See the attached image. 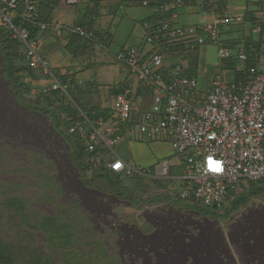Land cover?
I'll return each instance as SVG.
<instances>
[{"label":"built area","instance_id":"built-area-1","mask_svg":"<svg viewBox=\"0 0 264 264\" xmlns=\"http://www.w3.org/2000/svg\"><path fill=\"white\" fill-rule=\"evenodd\" d=\"M173 1L183 4L188 0ZM19 4V0H0V26L20 40L26 63L49 78L48 85H34L31 93L37 94L50 87L65 94V85L37 53V39L30 37V30L23 23L37 24L42 31L50 28L59 35L64 29L86 40L94 38L93 31L80 24L61 26L51 20L40 21L39 12L32 3H27L25 12L18 14ZM142 4L148 5L149 1L143 0ZM156 7L155 16L145 20L143 26L149 32L145 44L152 47L159 41V45L146 52L131 46L120 56L128 67V80L140 82L150 90V109L141 112L135 123L131 116L134 91L126 86L115 95L107 121L100 117L91 122L81 112V119L69 132L81 134L88 153L97 148L98 152L106 150L104 160L110 171L125 176L138 173L150 179L169 178L167 159L158 161L152 168H135L116 154L114 146L122 139V131L134 139L167 140L176 153L189 151L184 160L178 156V163L184 168L182 183L186 187L182 186L179 192L174 187L169 195L174 198L179 195L181 199L191 197L204 207L225 205L248 181L264 180V69L251 73L242 83L227 82L217 75L202 97L196 94L197 77L182 73L180 61L173 63L174 75L166 79L161 71L165 69L168 48L217 44L220 60L236 62L238 69H244L247 53L244 45L233 49L220 41L219 25L237 22L239 16L225 15L210 24L183 26L175 25L165 4L158 3ZM17 17L19 22L15 24ZM260 30L255 27L256 32Z\"/></svg>","mask_w":264,"mask_h":264},{"label":"rangeland","instance_id":"rangeland-1","mask_svg":"<svg viewBox=\"0 0 264 264\" xmlns=\"http://www.w3.org/2000/svg\"><path fill=\"white\" fill-rule=\"evenodd\" d=\"M209 45L218 48L217 44ZM117 48V44L112 47L114 51ZM36 51L41 57L47 56L39 42ZM4 68L0 54V236L18 253L17 264H120L115 239L106 236L112 227L103 225L101 210L108 206L125 223L133 221L146 230L147 224L140 214L145 210L150 216L152 211L172 203L171 200L177 201L169 200L163 189L170 193L175 187L179 192L182 179L152 184L147 177L135 182L130 176H121L126 187L121 186L118 194L90 187L86 180L92 177L91 171L81 170L74 164L73 149L61 130L68 114L60 107L62 101L51 106L40 104L41 108L36 109L37 98L31 88L40 78L31 80L23 72L24 81L30 82L31 87L19 99L11 89ZM69 100L72 98L66 96L64 105L75 107ZM84 127L88 129L87 124ZM188 152L176 155L184 160ZM182 166L177 171L181 172ZM91 167L95 166L91 163ZM250 185L258 188L257 196L246 189L241 194L243 202L236 206L225 203L226 213H223L224 207L209 213L191 197L178 201L181 206L203 214H215V218H231V228L236 231L233 234L239 240H233L234 243L244 245L251 240L256 244L252 247L254 251L264 252V180ZM113 224L114 228L116 224ZM246 225L259 231L245 230L248 234H244ZM60 226L64 229L59 234L69 236L65 242L52 240L53 230ZM258 255L257 264H264V255Z\"/></svg>","mask_w":264,"mask_h":264},{"label":"crops","instance_id":"crops-1","mask_svg":"<svg viewBox=\"0 0 264 264\" xmlns=\"http://www.w3.org/2000/svg\"><path fill=\"white\" fill-rule=\"evenodd\" d=\"M142 1L60 0L57 3L50 17L52 22L61 26L80 24L88 26L87 28L96 33L93 52L90 55L79 48L81 55L73 56L69 52L71 48H67L69 37L68 31L64 29L59 35L47 28L37 37V43L39 42L47 55L42 58L65 85V95L70 97L68 91L77 88L75 92L86 112L90 110L92 115H97L99 112L107 114L112 111V101L117 88L124 84L134 91L131 116L135 123L139 114L151 106L150 90L140 82L128 80V67L122 63L120 56L131 46H137L146 52L159 45V41L152 47L145 44V36L149 32L143 26L145 20L155 16L158 3L165 4L173 16L175 25H206L218 17L237 15L240 17L239 21L219 25L220 41L231 48L245 43L248 45V58L244 69H238L237 63L232 61L224 67L225 61L220 60L218 48L209 44L172 47L168 53L166 51L165 69L161 71L164 76H168L167 79L174 75L171 70L173 63L180 61L182 73L187 74L191 70L194 72L192 76H196L198 80L196 94L202 97L212 86L217 75H221L227 82L242 83L251 73L264 69V0H188L183 4H177L173 0H147L148 5H143ZM257 26L261 29L258 32L255 31ZM120 42L123 43L119 44ZM115 44L118 48L114 51L112 47ZM72 48L77 49L76 46ZM191 54H195L194 57ZM237 72H240L238 77ZM238 79L239 81H236ZM49 83V78L44 77L36 85ZM70 102L77 108L73 100ZM98 118L100 116L96 119ZM116 145V154L132 167L152 168L162 159H167L174 171L180 167L178 156L167 140L160 138L150 141L143 137L134 139L128 132L122 131V139ZM171 178L178 180L181 175ZM171 202L166 203L164 207L181 206L178 200ZM187 209L193 210L188 207Z\"/></svg>","mask_w":264,"mask_h":264},{"label":"flooded vegetation","instance_id":"flooded-vegetation-1","mask_svg":"<svg viewBox=\"0 0 264 264\" xmlns=\"http://www.w3.org/2000/svg\"><path fill=\"white\" fill-rule=\"evenodd\" d=\"M144 212L140 216L146 230L133 221L125 223L108 206L100 212L103 225L112 227L106 236L115 239L120 264H257L258 253L264 255L252 249L256 244L251 240L244 245L234 243L238 239L231 218L173 205L154 210L150 216ZM245 230L258 232L250 225Z\"/></svg>","mask_w":264,"mask_h":264},{"label":"trees","instance_id":"trees-1","mask_svg":"<svg viewBox=\"0 0 264 264\" xmlns=\"http://www.w3.org/2000/svg\"><path fill=\"white\" fill-rule=\"evenodd\" d=\"M59 1L60 0H19L20 4L17 8V13L21 14V13L25 12L26 4L32 3V4H34L36 10L39 12V16H40L39 20L40 21L50 20V17L52 15V11ZM17 21L19 22L18 17L14 21L15 24H17ZM23 26L27 27L28 30H30V37L34 38V39H37V37L43 32L42 30H40V28L37 24L25 22V23H23ZM93 34H94V38L92 40H86V39H84L78 35H75V34L68 32L69 40H68L67 48L68 49L71 48V50L69 52H71V54L73 56H78V55H81L79 48H82L84 50V53L86 51L87 55L92 54L93 47H94V39L96 37V33L93 32ZM73 46H76L77 49L74 50V48H72ZM182 46H184V45H182ZM244 47L246 48V53H248V45L246 43L244 44ZM170 50L171 49L166 50L167 53ZM0 54H1V58L4 62V67H5L4 69L7 73V78L11 84V89L13 90V93L18 95L19 99H21V98L23 99V97H21V95L23 96L26 92H29L30 87H31L30 82L27 83L24 81V79L21 75L23 72H26L28 75H30L31 80H36L39 78L41 79V78L47 77L46 75L42 74L41 70L33 69L26 63L24 54L22 53V44H21L20 40L12 37L9 30L7 28H3L1 26H0ZM191 55H192V57H194L195 54L194 55L191 54ZM247 58H248V54H247ZM230 63L231 62L226 61L224 63V67H226L227 64L229 65ZM240 72H237V77L239 76ZM241 73H243V72H241ZM187 75L192 76V75H194V72L192 70L188 71ZM242 75L245 76L244 73ZM167 77L168 76L166 75L165 78L167 79ZM236 81H239V79ZM126 86H127L126 84L120 86L119 88H117L118 90L116 92L117 93L122 92ZM75 89H77V88L70 89L68 91V94L72 98L74 103L77 105V108L72 107L71 105L70 106L64 105V102H66V101H63V100H64V98H66V95L61 93L58 90H52V89H50V87H48V89L46 91L34 94V98H37L35 101L36 103H34V105H36V109H40L41 108L40 104H48L51 106L52 104H56V103L62 101L60 107L62 108V110L68 111V114L64 118L66 120L64 122V128L61 130L64 132V137L70 142L71 148L73 149L72 158L74 160L73 161L74 164L81 170L84 169L86 171L87 169H89L91 171L92 177L86 180L87 184L90 187L93 186V187H96L100 190L117 192V194H118L121 186H124V183L121 182L119 177L125 176V175L110 171L106 167V165H105L106 161L104 160V157L108 152L106 150L102 149L103 151L101 153H99L98 152L99 149L97 148V149H95V152L88 153L85 149L84 138L81 136V134L78 132H69V129L73 125H75V123L77 121H79L81 119L80 112L85 113L86 117L91 122H93L96 120V118L98 116L104 118V120L107 121L111 115V111L107 114H105V113L103 114V113L99 112V114H97V115H92L90 113V110L86 112L83 104L80 102V99L78 97L77 92H75ZM79 110H80V112H79ZM96 158L99 159V161H100L99 163L96 161ZM91 159L95 160V162L92 163L95 167H91V162H90ZM171 171H173V172H171ZM183 173H184L183 166H182L181 172L180 171H174V169H172V167H171L169 170V178H167V179L151 178L150 180L152 181V184L153 183L154 184H162L163 182H166L169 184V183H171V181H173L171 178L172 176L182 175ZM127 176L132 177L135 182L138 178L140 180L145 178V176H140V174H138V173H132L131 175H127ZM250 183L251 182L248 181L247 184L245 186H243L244 187L243 190H239L237 192L235 191V193L233 194V198L228 200L227 203L229 202L231 205L236 206V205H238V203L243 202L244 197L241 194L246 189L251 190V193L254 196H257L258 188L253 187L254 185H250ZM151 186L152 185H150V187ZM166 186L167 185L165 184L163 186V188ZM183 186H186V184L184 183ZM124 187H126V186H124ZM132 188H135V186L133 185ZM133 190L136 191L137 187ZM163 190H166V192H164V195L166 194V196H168L170 199L171 196L169 195V191L167 189H163ZM176 198H178L177 200L181 199L179 197V195ZM17 204H16V206L18 207ZM202 207H204V206H202ZM221 207H224L223 213H226L228 211L227 208H225L226 207L225 205L211 206V207L207 206L205 208H207L209 210V213H210V211H215V212L218 211V209ZM63 229H64L63 226H60V227L54 229L53 231L55 232V234H52L54 237L52 240H54L55 238L60 242L61 241L65 242V240H68L69 236L65 235L63 237V235L59 234V232L62 231ZM60 238L62 240H60ZM10 246L11 245L8 244L7 241H5L2 236H0V264H17L18 259H19V255Z\"/></svg>","mask_w":264,"mask_h":264},{"label":"clouds","instance_id":"clouds-1","mask_svg":"<svg viewBox=\"0 0 264 264\" xmlns=\"http://www.w3.org/2000/svg\"><path fill=\"white\" fill-rule=\"evenodd\" d=\"M150 180V178H148ZM172 198V197H171Z\"/></svg>","mask_w":264,"mask_h":264}]
</instances>
